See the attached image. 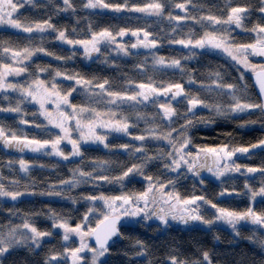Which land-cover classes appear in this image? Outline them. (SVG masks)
<instances>
[{
	"label": "trees",
	"instance_id": "1",
	"mask_svg": "<svg viewBox=\"0 0 264 264\" xmlns=\"http://www.w3.org/2000/svg\"><path fill=\"white\" fill-rule=\"evenodd\" d=\"M86 0H73L76 11L57 12V8H62V0H53L52 4L48 0H34L32 6L24 7L16 16L21 17V22L41 21L52 17L51 22L60 28H67V35L70 38L86 39L89 38L91 31H99L107 28L115 33L117 29L126 28L135 30L137 28H146L152 32L159 40V46L154 49H146L144 52H137L136 49H130L131 55H124L118 52L116 57H111L113 51L111 47H101L100 54H93L91 59L84 55L79 46H72L62 43L56 39V33L46 32L43 34L44 40L41 41L37 37L33 43L43 46L48 52L55 55H45L38 53L26 64L29 65L27 78L32 81L39 74V78L45 81H51L54 76V70H60L68 74L78 73L81 76L92 79L97 78L102 82L108 79L111 82L112 90L135 91V85L139 83H148L149 79L156 84L160 83H181L186 93L198 95L200 98L209 103L219 102L227 107L230 103V96L217 94L215 85L213 91L209 92L201 85L212 83L208 73L220 71L226 83H243L246 87L243 89L242 97H252L259 99L260 96L252 82L250 72L244 74L243 81H238L241 72L240 69H246L241 65L232 61L229 57L218 51H208L195 49L192 52L188 48H184L179 44H169V39L186 38L191 30L197 37L203 33L205 29L201 24L187 20L179 22L180 26L173 32L172 28L177 22L168 21L156 16H148L146 14L115 13L110 10L101 9H85L82 7ZM110 3L123 4L124 0H106ZM150 0H129V4L143 6ZM183 2V0H176ZM197 4V9H193L189 5V12L192 15L203 16L213 14L218 17L226 18L228 8L224 5V0H193ZM260 0H232L231 6H250L247 18L242 20L240 30H234L231 26V36L239 43H252L255 33L246 31L245 28L251 29L256 24L264 25V14L258 11ZM202 5L203 7H199ZM172 11L173 15H185L180 9L166 7L165 13ZM206 23V22H205ZM219 28L220 26H215ZM224 27H229L225 25ZM75 29V32L71 30ZM27 33L18 32L16 29L2 27L0 28V39L12 42L15 45H25L28 43ZM125 43H134L135 39L128 38ZM73 52L75 55H73ZM153 55L163 56L166 60L171 58L181 59V65L184 71L178 68L168 70L154 64ZM0 56L4 59L0 62H9L6 54L0 51ZM55 56L65 57V59H55ZM71 59H67L70 57ZM191 56L190 59L183 57ZM107 60V63L103 61ZM248 61H251L253 69L264 67V57L249 55ZM47 66L48 72H38L36 66ZM189 76L195 83L189 84ZM56 83L62 94L64 90L70 87H76V91L69 97L71 103L78 106L95 107L97 110H106L105 106L97 101L94 97L86 95L82 90L78 89L75 81L66 80L56 77ZM16 84H22V80ZM108 87V86H106ZM183 97L171 101L178 113L187 111V104L183 102ZM14 98L10 99L13 104L17 102ZM160 102H169L168 98H159ZM6 100L0 95V107H6ZM106 105V102H105ZM113 107L114 105H109ZM24 113H27L22 106ZM118 114L123 112L130 117L129 123L135 125L129 128V135L110 134L98 129L101 134L107 135L106 142L110 148H104L101 144H81L82 156H71L68 160L54 155H45L43 152L34 153L27 151L23 155H18L14 150L6 149L0 143V174L4 177L5 187L9 190L17 189L36 194H26L19 197L16 201H12L7 197H0V223H7L9 220L14 224L22 223L21 217L25 213H40L33 215L32 219L35 226L42 231H51V237H45L39 249L35 253H29L27 249L21 248L10 250L5 255L4 264H44L45 257L49 254V250L56 253L63 252L64 247H78L80 240L78 236H71L69 241L62 240L63 231L59 228H53V221L48 219L49 209L54 210L59 216L65 218L68 223L75 227L81 224L84 215L90 208L104 210L103 202H90L82 199L84 196L101 194L105 196H116L122 193L141 192L147 187V181L141 176H133L125 179L123 185L119 182L107 183L104 181H93L87 179V183H80L72 187L70 185H60L61 180H70L73 178V170L80 168L84 172H92L93 175L118 176L121 172L130 167L133 163H141L142 153H133L132 147H140L143 145L149 156H161V153L171 151V147L167 141L146 139L139 141L133 139L134 136L147 135L146 129L153 125H159L158 132L167 131L168 121L159 119L158 113L162 114V110L152 104L137 105L135 109L128 105H122L116 109ZM29 116H32L35 110L27 109ZM195 120L201 117L210 119L209 123H195L190 128L188 135L192 139V145L199 146H217L221 144H229L230 146L249 147L257 144L264 139V116L258 111L245 112L243 114H228L225 116H217L214 111L205 108L195 110ZM37 112V110H36ZM137 113L143 114L147 119H137ZM27 114V115H28ZM156 117L155 120L152 118ZM32 118V117H31ZM35 124H40L37 128L33 125L25 126L20 124V116L9 113L0 112V125L7 126L18 134L24 133L28 138L50 139L54 138L57 133L48 128L41 118H32ZM176 120V118H173ZM255 121V123H249ZM184 123L183 119L176 120L172 126L179 128ZM241 124L246 126L240 127ZM60 134V133H59ZM173 137H177V133L173 132ZM128 144L129 150L120 149L118 145ZM192 145L189 147L193 152L196 148ZM61 150L65 154H69L71 147L62 145ZM236 163L248 167L264 166V147L250 149L247 154H237L233 157ZM25 160L31 165L29 172L24 173L20 170L18 161ZM95 161H109L110 163L103 167H96ZM9 162H12L11 164ZM168 160L165 157L153 160L144 169L145 174L159 177L161 181H175V191L179 192L182 197L191 195H203L218 207H223L231 211L243 212L250 206L254 207L257 212H264V197L257 196L255 201L251 200V193L245 188V183L253 190H259L264 186V177L260 173L241 175L225 174L224 177L216 178L213 175L201 176L204 183H199V177H195L192 173L187 172L186 168L180 169L179 172H172L164 167ZM43 165V167H41ZM18 181V185H12L10 181ZM25 185L28 187L25 188ZM51 185H57V190L62 192L61 196L40 195L41 192L50 190ZM173 185L169 184L166 192L172 191ZM227 190L226 194L221 196L219 193ZM234 190V191H233ZM238 193V194H237ZM68 197L76 198L73 203ZM11 210H17L18 214L12 216ZM200 214L206 219L215 220V209L210 205L201 203ZM100 219L98 212L93 211L88 216V227H94ZM240 235L236 236L231 229L217 221L211 226L200 224L182 227L179 225L169 224L162 225L159 220L153 216L151 219H145L143 216L129 218L125 220L117 240L109 246V254L102 260V264H164L165 258L173 251L182 257L189 259H202V251H208L212 260V264H264V249H262L256 239H264V232L259 227L244 223L237 225ZM219 237V239H216ZM251 238V239H250ZM136 240L143 241L147 246V255L137 256V251L141 249L135 245ZM90 246L95 247L86 238ZM127 253V255H125ZM89 260L85 264H89L90 253H85ZM52 264H56L55 261ZM59 264H71L70 258H62Z\"/></svg>",
	"mask_w": 264,
	"mask_h": 264
},
{
	"label": "snow or ice",
	"instance_id": "2",
	"mask_svg": "<svg viewBox=\"0 0 264 264\" xmlns=\"http://www.w3.org/2000/svg\"><path fill=\"white\" fill-rule=\"evenodd\" d=\"M33 4L34 0H0V28L9 26L16 29L18 32L27 33L26 37L28 43L25 45H15L10 41L0 39V51L6 54L10 63L0 62V92L7 93L9 90L19 92L22 97L17 101L15 106L0 107V112L18 113L21 115L19 121L20 124H28L29 121L24 119L23 116L26 113L23 112L21 105L27 100L30 103H36L40 108V115L44 116L48 121V124L60 130L59 135H55L50 139H37L28 138L24 133L18 134L17 131H13L7 126L0 125V142L7 148H14L20 152H24L26 149L39 153L43 152L45 155H54L61 157L63 160H68L71 156H82L81 144L93 143L101 144L104 148H110L106 142L107 135L99 133L97 130H107L108 132L123 133L129 135V128L135 125L129 123L130 117L123 112L118 114L116 109H119L122 105H128L130 108L135 109L137 105L145 104L150 101L153 105L158 106L162 110V114L158 113L159 119L168 121L167 131L158 132L159 125H153L147 128L145 131L147 135L134 136L133 139L139 141H145L146 139L164 140L167 141L171 147V151L167 153H161V156L153 157L149 156L141 145L140 147H132L133 153H142L141 163H133L130 167L124 169L118 176L108 175H93L92 172H84L80 168L73 170V178L70 180H61L60 185H70L75 187L80 183H87V179L91 178L93 181H104L107 183L119 182L123 185L125 179L133 176H141L147 181V187L141 192L122 193L116 196H105L103 194L96 196H84L82 199L90 202L102 201L104 210L97 208H90L84 215L81 224H77L72 227L68 221L59 216L54 210L49 209L48 219L53 221V228H59L63 230L62 240L67 242L70 237L75 235L79 237L80 243L78 247H64L63 252L56 253L49 250V254L44 259V264H52L53 261L59 264L62 258H70L71 264H85L89 257L85 253H90L89 264H102L101 258L109 254L110 250L108 243L113 237L121 236L119 226L120 221L124 218H135L143 216L145 219H151L155 216L162 224L167 225L169 218L177 220L183 224H188L190 221H198L205 225L211 226L216 221H222L231 226L234 234L239 236V230L237 225L241 221L250 222L252 225L259 226L264 229V212H257L254 207L250 206L243 212L231 211L223 207H218L217 204L207 199L203 195H191L188 197H182L179 192L175 191V181L168 180L167 182L161 181L159 177H153L152 175L145 174L144 169L153 160L161 157L167 158L168 162L164 167L172 172H179L181 168H186L187 172L192 173L193 176L199 177V183H204V178L201 177V172L206 170L214 177L220 178L228 173H240L241 175H248L254 173H260L264 177V166L261 167H248L242 166L233 159L238 153L247 154L250 149H256L264 147V139L260 140L257 144H252L249 147L242 146H230L229 144H221L217 146H195L192 145V139L188 135L190 128L195 126V123H209L210 119L201 117L195 120L196 109L198 107L210 109L214 111L217 116H225L228 114L245 113L258 111L264 116V69L261 72L256 73V83L259 86L260 98L253 99L252 97H242L238 93H242L246 87L243 83H226L224 82L223 75L220 71L209 72L207 75L212 79L211 84L201 85L209 92L213 91V85L217 94L230 96V103L225 107L219 102L209 103L206 100L200 98L198 95L186 93L185 88L181 83H160L156 84L149 79L148 83H139L135 85V91L129 93L128 91H116L112 90L111 82L108 79H104L102 82L97 78L88 79L81 76L78 73L68 74L60 70H54V76L51 81H45L36 76L32 79L31 83L16 84L8 82L9 76H20L28 71L29 65L25 62L30 61L33 56L38 53H44L45 55H55L48 52L42 45L38 46L33 41L39 37L41 41L44 40L43 34L46 32L56 33V39L62 43L68 44L75 48L79 46L83 48L86 58L91 59L93 54L103 55L101 52V44L115 45L116 50L124 55H131L130 49H154L159 46V40L154 34L148 31L146 28H137L135 30L120 28L115 33L107 28L99 31H91L89 38L75 39L70 38L67 35V28L57 27L51 22L52 17L41 21H28L21 22L20 16L14 14L18 12L20 7L24 4ZM49 4L53 3V0H48ZM63 7L57 8V12L76 11V6L73 0H62ZM189 5L193 9H197V4L193 0H183V2H176V0H150L143 6L135 4H129V0H124L123 4L110 3L106 0H86L82 7L85 9H109L114 12H137L144 13L148 16H156L162 19L166 18L168 21L177 22L172 28L175 32L176 28L180 26L179 22L191 20L197 24H201L205 29L198 37L191 30L187 34L186 38L169 39V44H179L184 48H188L190 52L195 49L218 51L229 57L232 61L244 67H254L249 65V55H259L264 57V25L256 24L251 29L245 28L246 31L255 33L254 41L252 43H239L231 36L230 28L235 26L241 28L242 20L247 18L250 6H231L232 0H224V5L228 8L226 12V18L218 17L213 14L196 16L189 12ZM166 7L174 9H180L185 15H173L172 11L165 13ZM199 7H203L200 5ZM258 11L264 14V0H260ZM206 22V23H205ZM220 26L219 28L215 26ZM225 25L229 27H224ZM75 32V29L71 30ZM135 37L134 43H122L118 42L117 38H123L125 36ZM73 55L75 53L73 52ZM191 56L183 57V59H190ZM4 57L0 56V60ZM55 59H65V57L55 56ZM67 59H71L67 57ZM153 61L155 65H160L169 68H178L184 71L181 65V59L171 58L165 59L163 56L153 55ZM107 63V60L103 61ZM38 72H48L47 66H36ZM63 76L66 80L75 81V85L81 86L82 89L88 91L91 95H95L100 98L99 102H105L106 110H97L95 107L78 106L70 102L69 97L76 91V87H70L68 90H64L63 94L58 88L56 83V77ZM244 73L241 72L238 77V81H243ZM188 83L192 84L195 81L189 76ZM108 86V87H106ZM93 88H98V93H92ZM160 97L168 98L167 103H161ZM177 97H183V102L187 104V111L178 113L177 109L172 106L171 101L176 100ZM4 100H9V97L5 95ZM55 104V114L46 107L47 104ZM114 105L113 107H108ZM70 109L67 112L62 109ZM35 115V113H33ZM137 119H147L143 114L137 113ZM183 119L184 123L179 128H175L172 125L176 123L173 118ZM153 120L156 117L152 118ZM71 121H75L74 125ZM249 123H255V121H249ZM33 126L39 128L40 124ZM246 125L241 124L240 127ZM77 131L79 133L78 139L72 137V132ZM173 132H176L177 137H173ZM63 141H66L71 145V151L69 154H65L61 150L60 145ZM192 145L196 148L193 152L189 147ZM125 151L129 150L130 145L122 144L115 146ZM10 164L12 162H9ZM20 170L24 173H28L31 165L25 160L20 159L18 161ZM110 163L109 161H95L96 167H103ZM43 167V165H41ZM12 185H18V181H10ZM173 185V190L165 192L168 185ZM28 186L25 185V188ZM57 185H51L50 190L47 192H41L40 195L49 196H61L62 192L57 190ZM245 188L251 193L252 202L255 201L257 196L264 197V186H261L259 190H253L245 183ZM234 191V190H233ZM227 190H223L219 195H225ZM32 195L27 191H20L17 189L9 190L5 187L4 177L0 174V197L10 198L12 201H16L23 195ZM238 194V193H237ZM157 196H159L160 202L168 205L169 210L159 208H149V205H155L157 203ZM73 203L76 202V198L68 197ZM201 203L210 205L215 209V220L206 219L200 214ZM178 206H182L180 211H173ZM98 212L100 219L96 223V227H88L85 231V226L88 223V216ZM12 216L18 214L17 210H11ZM40 213H25L21 217L22 223L14 224L11 220L7 223H0V264H4L5 255L10 250L27 249L29 253H35L36 249L41 247L43 239L45 237H51V231H42L35 226V222L32 219L33 215H39ZM86 238H94L95 247L89 245ZM219 239V237H216ZM251 239V238H250ZM258 245L264 249V239H256ZM135 245L141 249L137 251V256L147 255V246L141 240H136ZM127 255V253H125ZM202 259H189L182 257L173 250L164 261V264H212L210 253L208 251H202ZM151 264V261H149Z\"/></svg>",
	"mask_w": 264,
	"mask_h": 264
},
{
	"label": "rangeland",
	"instance_id": "3",
	"mask_svg": "<svg viewBox=\"0 0 264 264\" xmlns=\"http://www.w3.org/2000/svg\"><path fill=\"white\" fill-rule=\"evenodd\" d=\"M29 6H32V4H27V3H25L24 6H23V7H20V8L18 9V12L14 14V17L19 13V11H20L21 9H23L24 7H29ZM101 10H109V9H101ZM110 11H112V10H110ZM115 13H128V11L125 10V11H122V12H115ZM134 13H135V14H142V15H144V13H137V12H134ZM4 27L11 28V27H9V26H4ZM232 27L234 28V30H237V31L241 29V28H236L234 25H233ZM128 38L135 39V37H132V36L128 35V36H125V37H123V38L118 37L117 40H118V42L125 43V42H126L125 40L128 39ZM105 46H106V45L101 44V47H105ZM107 46L113 48V51L111 52L110 56H111V57H116L115 54L118 53V51L116 50V46H115V45H107ZM107 46H106V47H107ZM79 48L83 51V48H81V47H79ZM136 50H137V52H139V51H141V52L146 51L145 48H138V49H136ZM6 57H7V55H6ZM7 58H8V57H7ZM32 58H33V57H32ZM8 60H9V59H8ZM166 61H167V60H166ZM2 62H4V63H10L11 61L9 60V62H5V61H2ZM26 62H27V61H26ZM26 62H25V63H26ZM250 62H251V61H248L249 65L252 64V63H250ZM235 63H236V62H235ZM158 66H160V65H158ZM161 67H163V66H161ZM241 67H244V66L241 65ZM165 68H167L168 70H175V69H173V68H169V67H165ZM244 68H246V67H244ZM253 68H255V66H254V67H247L246 69H240V72H243L244 74H246V73L250 72L251 70H253ZM39 75H40V74H39ZM39 75H38V77H39ZM21 80H22V84H24L25 86L27 85V83H31V81L27 78V72L24 73V74H22V75H20V76H9V77H8V82H11V83H17V82H19V81H21ZM76 86H77L78 89L82 90L86 95H88V96H92V97H94L97 101H100V98H99V97H97V96H95V95H91L88 91L82 89L81 86H78V85H76ZM99 91H100V90H99L98 88H93V89L91 90L92 93H98ZM72 94H73V93H72ZM0 95H2V97H4L5 95H7V96L9 97V100H6V105H5L6 107H8V106H15V102H14L13 104L10 102V99H11V98H14L15 100H18V101L22 99V97L20 96L19 92H14V91H11V90H9L7 93L0 92ZM160 98L164 99V98H166V97H160ZM179 98H181V97H177L176 99H179ZM105 102H106V100H105ZM105 102L103 103L104 106H105ZM100 103H101V105H102V102H100ZM150 103H151V100L148 101V102H146L145 104H148V105H149ZM161 103H167V102H161ZM22 106L24 107V109H25L26 112H27L26 115L23 116V118L29 121V123L26 124L25 126H31V125H33V119H32V118H37V117H39V118L42 119V121L45 123V125H46L48 128H50L51 130L55 131V132L57 133V135H59L60 130H59L58 128H55V127H53L52 125L48 124V121L45 119V117L39 114V113H40V108H39V105H38V104H36V103H30V102H28L27 100H25L24 103L21 105V107H22ZM46 107L49 109V111H52V112L55 114V104H51V103H49V104L46 105ZM28 108L35 110V112H34L35 115L29 116L28 111H27ZM198 108H200V107H198ZM198 108H197V109H198ZM62 109L65 110V111H67V112H70V111H71L70 109L64 108V106H62ZM36 110H37V112H36ZM102 111H103V109H102ZM23 112H24V111H23ZM13 114H16V115L20 116V119H21V115H20V114H18V113H13ZM27 114H28V115H27ZM236 114L239 115V114H243V113H236ZM31 117H32V118H31ZM74 123H75V121H71V124H72V125H74ZM97 131H98V130H97ZM103 132H107V130H103ZM108 133H110V134L125 135V134H123V133H116V132H108ZM60 134H62V133H60ZM78 136H79V133H78L77 131H73V132H72V137H73L74 139H78ZM0 143L3 145L2 142H0ZM62 145H69V146L71 147V145L68 144L66 141H63V142L61 143L60 147H61ZM3 146H4V145H3ZM4 147H5V146H4ZM5 148L8 149V150H10V151H13V150H14V152H15V153H18V155H23V154L27 153V151L29 152V150H27V149H26L24 152H20V151L14 149V148H7V147H5ZM233 159H234V158H233ZM181 169H182V168H181ZM204 173H205V174H211V173H209V172H207V171H204ZM230 175H237V173H230ZM223 177H224V176H223ZM157 206H158L157 203H156L155 205L150 204V205H149V208H155V209H157ZM158 207H159V206H158ZM170 219H171V218H170ZM170 219H169V223H168L167 225L172 224V223H171L172 219H171V220H170ZM159 222L161 223L160 220H159ZM217 223H218V224H221V225H224V226H227V227H231L230 225H228V224H226V223H224V222H222V221H217ZM240 223H244V224L252 225L250 222H245V221H241ZM161 224H162V223H161ZM188 224H189V223H188ZM188 224L185 225V224L179 222L177 225L182 226V227H186V226H188ZM194 224L200 226V224H202V223H201V222H198V221H194ZM162 225H164V224H162ZM167 225H166V226H167ZM254 226H256V225H254ZM257 227H259V226H257ZM259 228H260V227H259ZM231 229H232V228H231ZM260 230H262V231L264 232V229L260 228ZM62 231H63V230H62ZM106 256H107V255H106ZM106 256H105V257H106ZM105 257H103V258H101V259H104Z\"/></svg>",
	"mask_w": 264,
	"mask_h": 264
},
{
	"label": "water",
	"instance_id": "4",
	"mask_svg": "<svg viewBox=\"0 0 264 264\" xmlns=\"http://www.w3.org/2000/svg\"><path fill=\"white\" fill-rule=\"evenodd\" d=\"M262 69H264V67H263V68L253 69V70L250 71V75H251V78H252V82H253V84H254V86H255V88H256L257 93H258L259 96H260V92H259V86H258V84L256 83V73L261 72ZM127 219H129V218H124V219H122V220L120 221L119 229H121V225H122V223H123L125 220H127ZM95 227H96V225H95L93 228H95ZM118 238H119V236H117V237H113L112 240L109 241V243H108V247L111 245L112 242H114V241L117 240ZM88 239H89V242H90L92 245L96 246L94 238H88Z\"/></svg>",
	"mask_w": 264,
	"mask_h": 264
},
{
	"label": "flooded vegetation",
	"instance_id": "5",
	"mask_svg": "<svg viewBox=\"0 0 264 264\" xmlns=\"http://www.w3.org/2000/svg\"><path fill=\"white\" fill-rule=\"evenodd\" d=\"M257 57H262V56H259V55H256ZM263 58V57H262ZM204 171H206V170H204ZM204 171H202L201 172V176H205V175H212V174H205L204 173ZM165 191V190H164ZM166 192V191H165ZM157 204H158V206H157V210L159 209V208H164L165 209V211H168L169 210V207H168V205H165V204H163L162 202H160V200H159V196H157ZM181 207L182 206H178L176 209H174L173 211H180L181 210ZM170 219V218H169ZM171 220V219H170ZM171 223L172 224H174V225H177L178 223H179V221H177V220H172L171 221ZM193 225H195L194 224V221H190L189 222V224H188V226H193Z\"/></svg>",
	"mask_w": 264,
	"mask_h": 264
}]
</instances>
